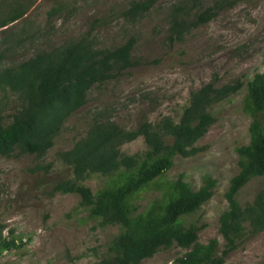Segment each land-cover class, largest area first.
Returning a JSON list of instances; mask_svg holds the SVG:
<instances>
[{
  "label": "rangeland",
  "instance_id": "rangeland-1",
  "mask_svg": "<svg viewBox=\"0 0 264 264\" xmlns=\"http://www.w3.org/2000/svg\"><path fill=\"white\" fill-rule=\"evenodd\" d=\"M130 0H19L26 13L3 32L0 48L7 46L4 64L32 55L36 50H50L70 39L85 38L96 48H112L129 36L135 38L131 50L136 65L101 84L92 86L87 102L65 122L53 146L43 156L17 154L0 156V222L3 235L16 247L2 251L0 264H91L105 255L117 225H100L77 204L75 194L49 193L52 182L71 177L68 167L55 153L69 148L84 134L94 111H102L121 127L130 129L142 117L155 121L161 116L176 120L186 105L188 94L213 80L216 85L238 79L242 86L208 110L214 122L195 142L201 150L193 156L174 157L163 179L182 173L191 189L201 184L203 175L215 180L212 195L186 222L199 230L196 242L206 245L215 238L217 218L225 209L223 193L228 179L237 171L234 148L248 141L250 118L241 108L245 83L262 69L264 56V0H235L232 7L220 11L205 24L191 29L182 41L165 38L169 7L178 0H157L135 22H128L121 11ZM201 6L213 0H198ZM14 0H0V9ZM52 6L60 11L52 17ZM23 37L16 45L15 39ZM6 39L2 44L1 39ZM15 101L9 98L3 115L11 114ZM145 148L141 137L120 145L121 153H139ZM106 176L90 174L82 184L94 192L107 182ZM264 189V177L248 181L237 193L240 205ZM157 191L149 188L134 199L140 211ZM187 249L176 245L159 248L140 264H176L175 259ZM264 260V229L240 241L224 264H252Z\"/></svg>",
  "mask_w": 264,
  "mask_h": 264
},
{
  "label": "trees",
  "instance_id": "trees-1",
  "mask_svg": "<svg viewBox=\"0 0 264 264\" xmlns=\"http://www.w3.org/2000/svg\"><path fill=\"white\" fill-rule=\"evenodd\" d=\"M157 0H130L121 11L128 22L142 18ZM235 0H213L201 6L198 0H178L169 7L165 38L169 43L183 40L184 35L232 7ZM0 9V31L18 21L27 6L14 0ZM60 11L52 6L46 16ZM23 37L15 39L16 45ZM2 44L6 39H1ZM135 38L129 36L112 48H96L85 38L70 39L48 51L36 50L16 62L4 64L7 46L0 48V156L17 154L43 156L53 146L66 120L87 102L92 86L114 78L137 64L131 56ZM242 86L238 79L216 85L213 80L191 90L186 105L176 120L161 116L155 121L145 117L135 127L126 129L110 120L102 111L90 114L84 134L71 146L55 153L68 167L71 177L50 185L49 193H72L78 206L100 225H117L118 232L109 240L105 255L91 264H140L159 248L176 245L187 249L175 259L176 264H224L225 257L243 239L264 229V189L240 205L238 191L251 179L264 177V56L262 69L245 83L242 111L249 116L248 141L234 148L237 171L228 179L223 193L226 207L217 218L215 238L206 245L196 242L199 227L186 222L212 195L215 180L205 174L201 184L191 189L183 174L163 179L174 157H190L201 148L195 145L214 122L208 108ZM15 101L11 114L3 115L9 98ZM141 137L144 150L121 153L120 145ZM90 174L106 176L107 182L94 192L82 184ZM157 191L145 206L136 211L135 197L147 189ZM0 254L16 247L2 234ZM264 264V260L258 263Z\"/></svg>",
  "mask_w": 264,
  "mask_h": 264
}]
</instances>
